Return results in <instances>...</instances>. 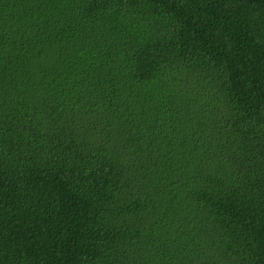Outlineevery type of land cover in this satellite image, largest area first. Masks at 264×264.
Wrapping results in <instances>:
<instances>
[{"label":"trees","instance_id":"trees-1","mask_svg":"<svg viewBox=\"0 0 264 264\" xmlns=\"http://www.w3.org/2000/svg\"><path fill=\"white\" fill-rule=\"evenodd\" d=\"M0 264H264V0H0Z\"/></svg>","mask_w":264,"mask_h":264}]
</instances>
